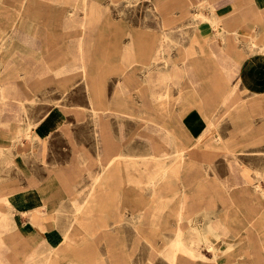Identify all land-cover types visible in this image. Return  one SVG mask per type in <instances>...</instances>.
<instances>
[{
  "label": "rangeland",
  "instance_id": "374dc122",
  "mask_svg": "<svg viewBox=\"0 0 264 264\" xmlns=\"http://www.w3.org/2000/svg\"><path fill=\"white\" fill-rule=\"evenodd\" d=\"M7 1L10 3L0 0L8 6L2 11H13L21 19L38 16L40 22L33 44L18 34L16 25L0 39V132H14L11 141L0 137V145L21 141L14 150L27 154V162L21 155L15 158L18 167L0 164V227L12 229L0 232V264H171L162 252L177 245L171 237L177 228L174 224L180 211L181 182L187 203L183 216H208L216 223L224 222L225 227L219 238L203 231L186 233L187 240L181 239L177 247L193 254L200 249L207 259L193 260L179 254L178 264H250V260L264 264L263 237L259 236L264 233L260 226L264 201L258 193L264 188V96H252L236 79L235 67L245 54L235 46L241 42L240 31L234 33L232 49L223 40V31H216L222 47H210L199 32L214 28L195 19V11L205 15L211 12L201 0H35L23 6L20 1L19 9L10 7L13 0ZM83 2L88 13L105 11L110 16L69 14L80 12ZM245 6L251 11L250 0ZM85 18L126 20L135 34L129 36L110 26L115 22L87 23L89 32L83 48L89 80L77 78L75 83H63L65 77L81 73L74 31ZM151 18L154 22H145ZM134 19L142 22H129ZM163 31L167 35H162ZM252 42L259 47L254 38L243 43L252 50ZM38 49L56 69L52 80H39L44 65L39 56L34 57ZM124 60L126 63L121 62ZM22 67L28 72L24 78L18 76ZM9 79L15 86H5L4 81ZM211 83L235 86L230 108L224 103L218 105L216 94L210 91ZM192 91L195 100L187 97ZM62 92L66 96V126L52 135L46 147L39 144L36 148V157L43 160L33 159L29 157L30 141L41 140L38 133L48 126L49 118L36 122L23 116L40 117ZM201 95L218 123L210 135H205L206 142L210 139L208 147L205 141L192 145L198 140V127L204 134L214 124L213 116L201 110ZM90 107L96 109V119L88 111ZM193 109L210 118L206 125L197 122ZM39 122L41 129L37 127ZM163 129L174 133L176 148H193L182 156L171 154L175 147L168 143ZM107 143L113 147L107 148ZM125 146L141 154L150 150L156 155L168 153L173 160H182L186 154L191 156L206 147L213 156L207 161L185 158L180 174L172 177L176 183L170 185L164 178L154 193L146 188L149 173L157 168L154 160L140 161L137 167L116 160L114 164L122 165L119 173L112 166L107 175L99 176L101 164L112 155L126 152ZM93 186L91 214L79 223V206L71 215L73 203L83 200ZM29 187L37 189L45 201L44 207L41 202L37 206L48 213L39 208L34 215L31 211L20 213L22 222L30 227L27 237L20 238L13 229L21 221L15 211L9 212L14 205L6 196L11 200L13 194ZM61 205L64 213L55 221L54 211ZM137 215L142 218L135 222ZM120 217L125 220L115 224ZM66 221L76 223L68 233L72 241L62 237L58 245L43 249L38 224L47 223L51 230L64 227ZM85 226L95 232L92 240H81ZM180 227L189 231L187 218ZM212 245L219 249L210 251ZM229 245L230 251L224 253ZM247 252L250 255L241 256Z\"/></svg>",
  "mask_w": 264,
  "mask_h": 264
},
{
  "label": "crops",
  "instance_id": "0c3cea01",
  "mask_svg": "<svg viewBox=\"0 0 264 264\" xmlns=\"http://www.w3.org/2000/svg\"><path fill=\"white\" fill-rule=\"evenodd\" d=\"M2 1H6L7 3H10L7 0H2ZM12 1V0H11ZM21 1V4L23 6V4H25L26 1H31L34 2L35 0H13L12 5H10L11 8H17L19 9V3ZM113 1V0H110ZM130 2V1H135V0H124V2ZM203 1V0H202ZM248 0H221L219 2H217L218 4V10H220V12L216 13L217 19L218 20V26L220 29L224 30V35H225V40H227L229 48L232 49L233 47V39H234V32L235 31H240V40L241 42L236 44L235 46L237 47V49H241L245 52L243 58L238 62V64L235 67L236 70V79L238 80V82L240 83V86L242 89H244L245 91H247L248 93H250L252 96L255 97H259V96H264V51H261L259 47H261L263 41H264V0H250V2L252 3V8L251 11H249V8L247 10V7L245 5V3ZM186 6H189V4H186ZM34 6H32L31 8L33 9ZM86 7L85 2H83V9L78 12V11H69V14H81L83 16H88V14L90 15H97L99 17H109L110 14L105 12V11H101L100 13H88V11H86L84 8ZM4 9H8V6H6L5 4H0V39H4L6 38V35L1 36L2 34H7L9 29H12L15 25L18 31V34H20L21 37H23V39H27L29 41L32 42L33 44V40L37 37V25L40 21H39V17L38 16H26L25 19L21 17H18V15L16 13H14L13 11H2ZM116 13H119L118 11ZM140 18V17H137ZM162 18V17H161ZM181 18L185 21V22H191L189 17H182ZM117 22H115L114 20H110V19H97V20H91V19H83L80 20L79 23L80 25L77 26V29H75L74 33L77 35L78 37V49H79V53H78V61L81 62V64L78 66L81 69V73L79 75H69L67 77H65V79L63 80V83H75L74 80L78 79H82V80H89V75L87 70L89 71V69L86 68V64H85V59L87 58L85 56L84 53V38L86 36V34H88L89 32V25L87 23H100V22H104V23H117V24H113L110 25L113 28L119 30V31H123L126 32L129 36L131 34H135V32L133 30L130 29L129 25L126 24L128 21L126 20H116ZM78 22V21H75ZM129 22H142L141 19H134L132 21ZM147 23H151L154 22V20L149 19L147 21H145ZM189 22V23H190ZM83 26V27H82ZM167 33L165 31H163L162 35ZM199 37L202 40H205L208 42V44L210 45V47L213 45V47H222L221 44V37L217 34L216 30L214 29H207L205 28L203 33L199 32ZM162 36L160 37L161 40ZM256 39L257 43L259 44V47H254L252 50H249L247 48V46L243 43L246 40H250V39ZM33 39V40H32ZM130 40V39H129ZM126 41V44L129 42ZM125 50H129V49H125ZM208 53V51H207ZM205 53V54H207ZM23 54V53H22ZM30 53H27V55ZM205 54H200V55H205ZM234 53H231L230 55H233ZM39 56V60L41 61L42 65H44L43 69L41 70V72L39 73V80H43L48 81V80H52V78H54L55 72L54 70H56L53 66V63H51V61L46 60L47 57H45V53L43 50L38 49V51L36 52V54L34 53V57ZM53 61V59H52ZM121 62H125L121 61ZM126 63V62H125ZM128 63V62H127ZM128 66V64H127ZM208 72L210 71V66H208ZM21 72L18 74V76L24 78L28 72H27V68L22 67L21 68ZM144 71V69H143ZM204 71V70H202ZM215 70L212 69V72H214ZM14 79V78H12ZM5 86L9 85V86H15L14 83H11V79L4 81ZM210 91L212 92V90L214 91L213 93L216 94V101L218 102V105L223 104L224 107H229V102L231 100L232 97V93L233 90L235 89L234 87H229L228 84L225 85V83H211L210 85ZM232 89V90H231ZM232 91V92H231ZM230 92V93H229ZM230 94V95H228ZM228 95V96H227ZM202 96V95H201ZM204 96V95H203ZM201 97V101L199 102L201 110H203L204 113H207L209 115V117L213 116V111L212 109H209L210 106H208V108H206L204 102H203V98ZM188 98L190 97L192 100H195L196 94L192 91L191 94L188 93ZM66 99V96L64 94V92H62L61 97L58 100H54L52 107L49 108L48 110H46L40 117L37 115H24L23 118L25 117V119L29 118L32 121H41V120H45L46 118H49V121L52 120V123H49L48 126L44 129H41L40 127L42 126V123L40 124L37 123V127H39V129L42 130L41 134L38 133L42 138L41 140L39 139H35L31 143V147L30 149L32 150L31 153L29 154V157H32L33 159H38L41 160V157H36L35 151L36 148L39 146V144H43L44 147H46L49 139L52 137V135L57 132V131H62L65 126H66V116H65V110H64V106H63V100ZM89 99L90 102L92 101L91 96L89 95ZM60 101V102H59ZM221 101V102H220ZM58 102V104H57ZM59 105L60 108L56 109V106ZM211 108V107H210ZM194 114H196V118H197V122H203L204 125L207 124L208 120L210 118L208 117H203V115L201 114V112L198 109H193ZM89 112H91L93 118L96 119L97 117V113H96V109L94 107H90L88 109ZM203 120V121H202ZM211 120L214 121V124H212L214 127L217 126L218 123H216L214 116L211 118ZM160 124V123H159ZM162 125V124H160ZM211 125V124H210ZM210 128V127H209ZM162 129V128H160ZM164 130V134L167 137V141L170 145L175 147L174 152L178 155V152L182 151L183 146L181 147H177L176 148V137L174 135V133L170 134L168 133L165 129ZM213 130V129H212ZM210 129L207 130V132L211 133ZM203 130L198 127L197 131H196V135H198V137H200V135H202ZM209 133V135H210ZM14 132H8L6 134L0 132V137H5V140L11 141V138L13 137ZM203 142L205 141V146H210V139L202 140ZM201 141V142H202ZM21 142V141H20ZM20 142H16V143H7L5 145H0V164L2 167H5L7 165H9L10 167H18V165L15 162V158L20 156L23 158V161L27 162V154L26 153H19L18 151L14 150L17 148L18 144ZM194 144V145H193ZM193 146H196V142H193ZM196 144V145H195ZM200 144V143H198ZM107 148H111L113 147L112 143L111 144H106ZM126 147V146H125ZM207 147L202 149L201 151L199 150L198 152H192L191 156L189 154H186L185 158H189V159H194L196 157H201L204 161H207L209 159L212 158L213 156V152L211 150H207ZM119 150V149H118ZM179 150V151H178ZM32 154V155H31ZM168 154L167 157H162L154 154L151 150L148 151L147 153H136L133 152L131 147H126V152H121L119 154L116 155H112L109 157L108 162L105 164H101V170L99 172V176L104 177L105 175H107L108 173V168L114 166V169L116 172H120L122 169V165L121 163L119 164H114V162H116V160H124L127 164L129 163L130 165H134L135 167H137L139 165L140 161H152L154 160L155 163H153V165L157 166V168L153 171H151L149 173V180L146 182L147 183V189H150L152 192H156V186L161 182L162 179L164 178H168L169 180L167 182L170 183V185L175 184L176 181L173 180V176H177L180 174L181 169L184 167V162H185V158L182 160L176 159H170ZM31 155V156H30ZM184 157V156H183ZM43 160V159H42ZM13 164V165H12ZM165 168V170H163ZM18 169V168H17ZM163 170V171H162ZM159 171H162L159 173ZM168 171V172H167ZM167 172V173H166ZM255 175H259V172H255ZM154 177V178H153ZM158 177V178H157ZM156 181H155V180ZM155 181V182H154ZM30 182H34L33 180H31ZM33 183V184H34ZM154 183V184H153ZM183 182H181L180 184V191H181V200L180 203L178 204L179 206V212H178V217L175 220V226L177 227L174 231V235L171 237V240H174L175 243L178 245L182 240L186 241L188 236L186 235V233H193V232H197V231H203V232H209L211 234V236L215 237V238H219L222 229L225 227L224 222H214L213 219L211 217L208 216H204L201 219L199 217H184L183 215V209H185L187 207V203H186V192H185V186L182 184ZM34 186V185H33ZM32 186V187H33ZM29 187L28 189H22L20 190V194H13L14 196L11 197V200L6 196V200L11 201L12 205H14V208H10L9 212H16L17 216L19 217L21 224L25 225L24 229L22 230L23 232H28L29 228H28V223L22 222V218L23 216L20 215V213H28V211H31V214H35V208H41L43 210V207L45 206V201L43 200V198L41 196H39L37 194V189L36 188H32ZM153 187V189H152ZM257 187V186H256ZM93 189L94 186L88 191V193L86 194V196L84 197L83 200L81 201H76L75 203H73V207L74 210L72 211L71 215H75L76 214V209L79 206V223L83 222L85 220L88 219L89 214H91L89 212V209H92L94 206V197H93ZM258 192V189H256ZM19 191V190H17ZM16 191V192H17ZM13 192V191H11ZM260 194V196L263 198L264 201V188H262L261 191L258 192ZM37 202H41L43 204V207H38L37 206ZM78 202V203H77ZM264 205V203H263ZM84 206V207H83ZM45 211V209L43 210ZM47 212V211H46ZM48 213V212H47ZM64 213L63 207L62 205L59 206L53 214V218L55 219V221H58L56 219L57 216H61ZM262 216L260 217L261 219V229H264V209L262 212ZM10 214V213H9ZM142 216L137 215L134 217V221L136 222L137 220L141 219ZM187 218L188 222H189V231L185 232L184 230H181L180 224L181 221ZM125 220V218L120 217L118 218V221H115L114 223H122ZM154 220H152V223ZM76 223H72L69 221H66L64 227L62 228H54L51 230H48V226L47 223L45 224H38V228L42 231L43 233V237H42V246L44 247L43 249H49L50 247H52V245H58L56 243H60L62 237H66L67 241H72V239H70L68 237V233L72 230L73 226ZM12 227V225H11ZM263 227V228H262ZM9 230H12L11 228L9 229L8 227H0V232H8ZM184 233V234H183ZM95 232L92 231L91 228L89 227H84V236L81 238V240L85 241V240H92L94 238ZM184 235V237H183ZM261 235V242H262V247L264 248V233H260L259 236ZM180 236V237H179ZM58 237V240L56 239ZM141 238H144L143 236H141ZM184 238V239H183ZM85 239V240H84ZM215 241V240H214ZM74 242V241H73ZM176 246H168L167 249H165L162 253L164 254V256L166 257V259H168V261L171 264H178L177 259H178V255L179 254H184L186 256H188L190 259L193 260H205L207 259L206 255L203 254V252L199 249L198 251L194 250V252L196 254H193L192 251H181L179 247ZM232 245L226 246L224 253L230 251ZM177 247V248H176ZM219 249V248H218ZM217 247L215 245H212V250L210 251H214L216 252ZM248 255H250L249 252L247 253H242L241 256H245L247 257ZM175 256V259H174ZM70 262V261H69ZM256 264L258 263L257 260H250V264Z\"/></svg>",
  "mask_w": 264,
  "mask_h": 264
},
{
  "label": "bare ground",
  "instance_id": "6f19581e",
  "mask_svg": "<svg viewBox=\"0 0 264 264\" xmlns=\"http://www.w3.org/2000/svg\"><path fill=\"white\" fill-rule=\"evenodd\" d=\"M202 1V0H201ZM203 2H205V3H207L209 6H210V14H208V15H205L203 12H201L200 10L199 11H195V19H198V20H201V22H204V23H210V25L212 26V28H214V30H216V31H223L224 32V30L223 29H220L219 28V26H218V19H217V16H216V13L217 12H220V10H218L219 8H218V4L217 3H212V1L211 0H203ZM187 4V3H186ZM197 9V8H196ZM83 27V26H82ZM235 33V32H234ZM9 39V38H8ZM33 40V39H32ZM223 40H225V38H223ZM225 42H226V40H225ZM21 44V43H20ZM254 42H252V44H251V48H253L254 47ZM25 46V45H24ZM24 46H23V49H24ZM17 47V46H16ZM27 47V46H26ZM28 48V47H27ZM17 49V48H16ZM158 50V49H157ZM260 50L261 51H264V47H261L260 48ZM24 52V51H23ZM15 53V52H14ZM17 53V52H16ZM20 54V53H19ZM25 54V53H24ZM15 56V55H14ZM20 56V55H19ZM24 56V55H23ZM22 56V57H23ZM13 58V57H12ZM11 58V59H12ZM18 58V57H17ZM201 60V59H200ZM16 61V60H15ZM155 61H156V59H155ZM12 62V61H11ZM232 90V89H231ZM1 91H2V88H1ZM232 92V91H231ZM230 93V92H229ZM228 95H230V94H228ZM227 95V96H228ZM1 98V97H0ZM221 102V101H220ZM49 123H51V122H47V124H49ZM210 124V123H209ZM208 127V126H207ZM214 128V126L211 124L210 125V130H212ZM33 129H34V127H33ZM36 129V128H35ZM202 133V132H201ZM208 132H206V133H204V134H202V135H200V137H198V140L196 141V144H198V143H200L203 139H204V137H205V135L207 134ZM25 134V133H24ZM29 134H28V138H29ZM24 138V137H23ZM195 144V145H196ZM194 145V144H193ZM193 148V147H192ZM192 148H190V146H185V147H183L182 149V151H180V152H178V154H179V156L181 155H184V153H186L187 151H190ZM195 148V147H194ZM179 151V150H178ZM159 156H162V157H167L168 156V153H166V154H161V155H159ZM163 170H165V168L163 169ZM162 170V171H163ZM162 171H159V173L160 172H162ZM168 172V171H167ZM166 172V173H167ZM154 178V177H153ZM158 178V177H157ZM155 180V179H154ZM156 181V180H155ZM154 181V182H155ZM154 184V183H153ZM152 189H153V187H152ZM39 204H42V203H39ZM42 206H43V204H42ZM84 207V206H83ZM39 209H41V208H39ZM42 210V209H41ZM44 210V209H43ZM40 211V210H39ZM40 212H44V213H47L46 211H40ZM33 224V223H32ZM24 225H22L21 223H18V225H16L15 226V228L13 229L14 231L13 232H15L20 238H23L24 236H26L27 234H28V232L26 233V232H23L22 230L24 229ZM29 229H30V227H28ZM27 237V236H26ZM9 245H10V243H9ZM177 248V247H176ZM174 259H175V256H174Z\"/></svg>",
  "mask_w": 264,
  "mask_h": 264
}]
</instances>
